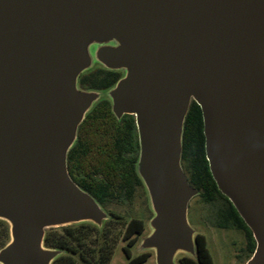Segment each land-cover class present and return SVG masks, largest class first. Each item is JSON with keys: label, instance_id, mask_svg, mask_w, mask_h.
Wrapping results in <instances>:
<instances>
[{"label": "water", "instance_id": "obj_1", "mask_svg": "<svg viewBox=\"0 0 264 264\" xmlns=\"http://www.w3.org/2000/svg\"><path fill=\"white\" fill-rule=\"evenodd\" d=\"M98 67L120 76L82 88ZM102 99L135 119L151 211L137 251L155 264L196 258L199 190L181 164L195 101L210 173L255 240L244 264H264V0H0V264H51L63 250L44 245L46 229L109 218L67 167Z\"/></svg>", "mask_w": 264, "mask_h": 264}, {"label": "trees", "instance_id": "obj_2", "mask_svg": "<svg viewBox=\"0 0 264 264\" xmlns=\"http://www.w3.org/2000/svg\"><path fill=\"white\" fill-rule=\"evenodd\" d=\"M119 76L120 72L98 67L81 74L79 85L82 88L104 89L111 86ZM137 155L138 138L134 116L124 114L117 120L110 110L108 100L102 99L97 102L79 126L77 140L68 152L67 167L73 180L92 194L110 216L101 228L85 222L60 227L89 225L101 231L112 217L108 210L110 204L131 203L137 188L143 187L135 170ZM181 164L189 183L199 190L197 196L202 202L214 206L212 224L219 228L241 230L244 233L245 250L249 257L254 250L255 240L250 228L230 200L218 189L210 173L204 150L201 109L195 101L191 102L184 121ZM197 234L196 258L180 254L177 261L180 257L194 262L199 259L200 246ZM55 248L62 249L63 253L52 263L68 253L64 247Z\"/></svg>", "mask_w": 264, "mask_h": 264}, {"label": "rangeland", "instance_id": "obj_3", "mask_svg": "<svg viewBox=\"0 0 264 264\" xmlns=\"http://www.w3.org/2000/svg\"><path fill=\"white\" fill-rule=\"evenodd\" d=\"M108 210L112 217L101 231L89 225L48 228L45 244L68 252L52 264H155L153 251L140 253L136 249L148 232L151 216L143 191L137 189L131 203H112ZM213 210V205L197 195L190 199L188 220L198 233L200 254L195 262L180 257L178 264H244L247 260L244 233L214 226ZM8 229V224L0 221V247L9 239Z\"/></svg>", "mask_w": 264, "mask_h": 264}, {"label": "flooded vegetation", "instance_id": "obj_4", "mask_svg": "<svg viewBox=\"0 0 264 264\" xmlns=\"http://www.w3.org/2000/svg\"><path fill=\"white\" fill-rule=\"evenodd\" d=\"M185 172V171H184ZM141 189L142 191H143V193H144V195H145V198H146V200H147V197H146V193H145V190L143 189V187H138L137 189ZM136 193V192H135ZM150 211V210H149ZM151 212V211H150Z\"/></svg>", "mask_w": 264, "mask_h": 264}]
</instances>
